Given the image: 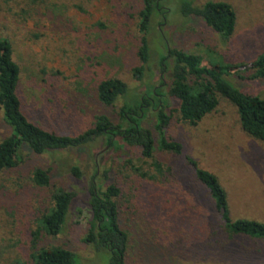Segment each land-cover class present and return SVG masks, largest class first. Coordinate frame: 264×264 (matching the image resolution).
Returning <instances> with one entry per match:
<instances>
[{
	"label": "rangeland",
	"instance_id": "obj_1",
	"mask_svg": "<svg viewBox=\"0 0 264 264\" xmlns=\"http://www.w3.org/2000/svg\"><path fill=\"white\" fill-rule=\"evenodd\" d=\"M186 0H162L150 22V59L141 79L134 68L142 36L141 0H0V38L9 40L19 67L16 93L25 116L45 130L74 136L104 115L119 123V110L146 91L170 83L159 60L168 48L199 56L201 64L233 67L224 77L237 89L264 97V79H249V64L264 51V0H188L195 7L208 1L228 3L235 13L231 35L220 34L199 17L183 15ZM110 77L124 81L128 93L112 105L97 99V85ZM165 127L168 140L182 145V154L157 148V110L142 120L155 141L153 158L164 174H154L151 159L125 144L107 146L103 139L76 148L34 154L20 153V163L0 173V264H32L41 247L72 251L80 264H109L105 249L84 241L90 211V180L116 184L120 226L128 233L125 264H264V241L227 236L207 189L185 156L213 173L226 191L230 217L264 222V144L246 135L235 107L219 96L216 109L195 125L183 121L179 101L168 96ZM12 129L0 109V140ZM81 172L76 177L71 167ZM35 168L48 171V186L32 181ZM94 175V176H93ZM75 193L65 223L56 236L41 232L40 220L58 189Z\"/></svg>",
	"mask_w": 264,
	"mask_h": 264
},
{
	"label": "trees",
	"instance_id": "obj_2",
	"mask_svg": "<svg viewBox=\"0 0 264 264\" xmlns=\"http://www.w3.org/2000/svg\"><path fill=\"white\" fill-rule=\"evenodd\" d=\"M162 0H141L139 10V31L142 36L137 55L140 64L134 68L136 78L141 79L150 59L147 33L154 15L160 14L162 19ZM183 15H194L201 18L207 26L225 39L234 28L235 13L232 7L223 1H208L195 7L190 1L182 3ZM199 56L177 48H168L167 53L159 60L161 72L169 71L170 83L167 92L162 90L164 76L159 85H146L145 93L133 101H126L119 110V123L111 122L106 116L96 117L95 122L85 131L74 135H60L48 131L30 121L22 111L21 101L16 93L19 80V67L12 59V47L8 39L0 38V109L3 119L12 129L11 134L0 140V173L15 168L20 163V153L25 148L34 154L48 151L76 148L103 139L104 143L113 147L115 144L135 146L140 149L143 159H151L154 174L145 172L142 176L155 179L164 174L161 163L153 158L155 141L151 131L142 126L146 112L152 108L157 110L158 134L157 148L165 152L182 154V145L165 136V127L169 117L165 113L166 94L179 101V114L183 121L195 125L207 114L213 112L219 96L235 107L242 131L251 138L264 144V97L243 92L225 79V75L233 69L227 64L214 63L210 67L201 64ZM252 71L249 79H264V51L250 64ZM97 99L106 106L112 105L119 97L128 93L126 83L118 78L103 79L97 85ZM187 164L195 170L197 179L207 189L213 200L214 209L221 219V230L230 237L243 236L264 241V222L230 217L227 194L218 178L211 172L201 169L190 157L185 156ZM71 172L80 177L78 167L72 166ZM94 176V175H93ZM32 181L38 186H48V171L35 168ZM90 220L84 241L95 248L105 249L109 254V264H125L128 251V233L120 226L117 197L120 189L110 183L104 189L95 180H90L87 188ZM75 193L58 189L51 195L52 205L43 214L39 228L34 232L35 240L43 232L56 236L62 229ZM32 264H80L76 255L63 247L50 246L37 249L32 255Z\"/></svg>",
	"mask_w": 264,
	"mask_h": 264
}]
</instances>
